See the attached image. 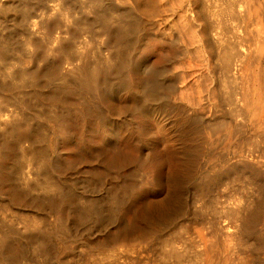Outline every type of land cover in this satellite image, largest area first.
Segmentation results:
<instances>
[{"label":"bare ground","instance_id":"bare-ground-1","mask_svg":"<svg viewBox=\"0 0 264 264\" xmlns=\"http://www.w3.org/2000/svg\"><path fill=\"white\" fill-rule=\"evenodd\" d=\"M45 1L46 0H0V26L3 29H0V264H67L61 260L63 258L61 256H63L65 252H68V256L77 255L78 246H83L84 251L87 252V255L81 253L79 258L77 257L78 260L76 258L77 261L73 260L72 264H96L97 260L95 259V255L90 253L91 250L97 252L96 239L93 237V234L96 232V216L97 219H106L107 215L102 208L104 205L101 207L100 202L102 201L96 199V194L91 193V191L88 189H85L84 186L86 185L87 181L85 180V177H74L75 173L82 171L80 168V163L82 161L81 150L84 149L83 143L85 138V134L77 132L76 120L80 119L85 122L84 124H88L89 122L93 124H96V122L104 124V122H106L111 126V131L114 133H116L119 128H123L127 132H125L127 136L133 138L135 142H138V138L134 131V120L132 117L134 113L136 114L138 112L140 114H148V116L150 115L151 118H158L164 122L163 124L168 126V130L170 129V135L176 143L174 146L171 144L173 147L170 145L172 147L170 148L172 153H169L175 158H177V154L179 152L182 153L181 157L184 156L182 160H179V158L178 162L176 161L175 163H177L178 168H176L178 171L182 172V175H184L180 176L179 174V176L177 175L178 177H175L174 175V177L169 178V181L171 182V189H169L170 193L167 191V194H169L166 196L167 194L165 195L164 192L163 194L166 198H164L162 201L160 199L159 203L156 201L158 205L161 203L158 208L160 211L161 209L163 210L161 213L158 209L156 210H158L159 213H156L154 210L155 207H153L155 204H150L148 202V211L146 212H148L147 216H149L153 222L156 217L157 219L167 217L164 215V212L166 213L170 208L173 209L172 204L176 202L182 195L181 190L184 189L183 186L187 185L186 183L189 181V178H194L198 170L201 168L202 165L198 163V161H200L199 158L202 160L200 153H202L201 150L203 148L201 149L199 141L201 140V137L198 136L188 139L185 144L179 143L181 136L190 138V134H193V132L190 131V124L188 123L189 113L187 114V107H185L186 105L181 106L183 104L182 103L180 106L177 104V106H175V102L173 100L172 102H174V104L172 105V102L170 101L171 99L169 98L172 96L170 95V92H173L172 89L176 86L172 85L173 83H170V79H168L167 76H173V67L176 66L174 62L178 60L180 54L179 46H181L178 45V40L180 38H171L172 35L166 42L168 45H170L169 47L172 46L173 50H170L173 52L168 56L162 55L163 57H166L164 59H166L167 65L164 67L160 66V64L155 67L147 66L149 69L144 68L145 70L143 71L146 73H144L145 75L154 77L149 79L140 78V76L138 78L140 79V82L138 81L140 83V90L136 92L135 90L132 91L131 89L129 94V96L132 98V102L130 101L131 103H129L128 100H122L124 103L122 104L121 102L122 106H119L121 107L120 109L118 107L119 111L115 110L116 112L110 114V117L107 114H104L102 106L108 102L106 94L116 97L124 88H126L125 75L127 73V68L133 63V59L136 56L135 54L137 50L140 48H145V46L150 43H148L147 39H149L151 30H154L153 28L155 25L151 23V21H153V19H151L152 17L150 18V22L143 19L145 16L141 18L140 13L142 12L140 11L142 8H144L142 7L143 5L151 4L153 0H129L131 5L129 4L130 6L128 5L129 7L127 8H123L122 6V8L120 7L121 9H119V7L117 8V5L115 6L113 3L117 0L113 2L112 0H47L54 2H46L47 4L44 3ZM124 1L129 3L127 0ZM191 1L195 2L194 0H188V3L186 2L187 5L191 4ZM218 1L219 0H217V2ZM154 4L157 5L156 2L153 3V5ZM215 5L217 7L216 2ZM184 6L186 7L185 3ZM200 7L202 6L200 5ZM200 7L198 6V8ZM184 8L181 11H183ZM195 8L196 7H194V9ZM206 8L205 11L202 10V12L200 11L201 13H198L200 18L203 12L207 15L206 10H210ZM224 8L226 10L223 12L226 13L227 17L229 14L231 15L229 16L231 18L228 20L236 19L237 22L239 21L238 25L236 20L234 21L236 22V24H234L237 25V31L239 30V35L237 34L238 32H235V34H237L235 41H229L227 38L228 36L226 37L225 31L223 29H218L220 28V25L217 24L219 23L217 20L220 19L216 20L217 23L213 20L210 25V20H208V25H204L206 30L203 28V23L207 22L206 20L205 22L201 23L203 27L201 24L198 26L203 28H201L202 31L204 30L202 34L200 33V38H202V44H204L206 48H204V46L202 47L204 49H207V47L209 48L207 49L208 56H210L208 68L211 71L219 70L223 76H235V78H242V76H245L244 80L247 76L248 80L246 79L247 82L245 84L242 83L243 79L241 81L239 80L243 87L239 85L237 86L235 84L237 86L236 88V86L232 84V88H234L236 94V106L233 102V97L235 95L233 97L231 95L233 98L231 103L233 102V106L236 107V112H239V114L242 116L241 121L243 124L241 123V125L237 123L238 125L236 124V126L234 125V122L232 124H230V122H225L226 124L219 127V122L217 121V126H214L216 125L214 124V128L210 129L212 131L214 130L215 132H218L221 136L224 135L223 137H225V140L227 141V146L229 142L231 143V139L233 137H237L239 139L237 144L239 141L242 144H239V149H236L237 151L231 150L233 151L231 155L235 154V156H237V152L241 159L246 161V163H243L244 166L242 165V168H244V170L249 174V178L252 180V182H257L259 181V175L262 172L259 173V169H254L253 165H250L253 161H251L249 164L248 160H254L255 162L257 160L262 162L264 165V144H261L262 142H258L257 144L260 143L261 145H255L257 141L254 144V139H250L251 136L249 135L250 132L248 133V131L251 128L250 125H252L254 129L258 124L264 125V0H228L227 6L225 5ZM190 9H193V7ZM212 9L215 10V7H212ZM197 10L194 14V17L192 16L193 19H195L194 21L197 20L196 17H199L197 16L199 9ZM220 10L222 11V9ZM144 14L146 13L144 12ZM161 14L162 13H160V15ZM211 16L213 15L211 14ZM211 16L207 18H210ZM213 17H215V14ZM223 19L225 18L223 17ZM161 20L163 21V19ZM222 20L220 22H222ZM226 20L227 19H225V21ZM256 24H258V26ZM161 26V29H163V26L165 25ZM228 27H233L232 31L235 30L234 26L229 25ZM156 28L160 29L158 26H156ZM160 31L161 30H159L156 34L159 36L160 42L162 41L164 43V39H160L163 37ZM82 34H85L84 38ZM166 34L167 33H165V35ZM231 34L232 33H230V35ZM18 35L23 36L21 43H18L15 39ZM100 35H105L108 39L109 44L105 45V47L96 46V37ZM176 36H178V34ZM88 38H90V40L93 42L91 49H88L85 45V43L88 41ZM153 38L152 40H154ZM165 38H167V36ZM155 43H157V41H155ZM218 45H220L218 48V61L220 60L219 65L218 63L216 64L217 60L213 59L215 54L217 57V49L215 46ZM158 47L160 48V46ZM153 54L157 55V52ZM154 59L158 58L154 57ZM174 73H176V71ZM176 75L178 74L176 73ZM221 78L223 79V77ZM228 78L230 79V77ZM216 79L218 78H215L214 81H216ZM227 79H225V81H227ZM236 80L238 83V79ZM220 83H222V81ZM229 86L230 85H228V88ZM222 87L224 86L222 85ZM225 88L228 89L227 87ZM230 88L228 89L229 91ZM232 88L231 94L233 93ZM216 91L214 93H216ZM118 97L119 96H117V98ZM227 99H230V97H227ZM220 100L221 99L218 101ZM116 103L118 104L120 102L116 101ZM219 103L220 102H216L218 105ZM226 103L228 102L226 101ZM96 106L98 107L96 108ZM233 106L231 109H234ZM228 109H230V107ZM173 110L178 112L177 118H174L176 116L172 117L171 113ZM234 114L237 116L236 113ZM224 118L225 117L222 119ZM248 123L251 124L248 126ZM263 128L258 129L264 131ZM200 129L198 128L201 134ZM204 130L203 132L206 131ZM251 131H253V129H251ZM110 133L111 132H109V134ZM114 133L112 135H114ZM194 133H196V131ZM193 135L195 136V134ZM262 135L263 134L261 133V136ZM125 137L126 135L124 138ZM67 140H71L73 144L67 145ZM109 141L111 146H115L113 139L110 138ZM202 141H204V137ZM224 145L226 146V144ZM138 147L140 152H142L143 144L141 143ZM233 148L235 149V147ZM86 151H88L92 158L95 159L97 154L100 162L103 165L106 164L102 154L103 151L100 148L96 149V145H94L92 149L86 148ZM211 151H213V149ZM229 151L230 149L228 152ZM67 152L71 153L72 160L65 157ZM214 153L215 152H213V154ZM225 160L227 159H224V161ZM137 161V157L125 159V163L128 167H130L133 163H137ZM260 162L259 164H261ZM92 165L93 166L89 169L92 171L91 181L96 182V166L94 164ZM106 165L105 167L107 169L109 168L108 171L110 169H114L112 166L107 167ZM256 165H258V162ZM259 167L261 169L263 166L260 165ZM242 168L240 167L241 170H239L242 171ZM97 176L99 177V174ZM197 176L202 175L201 173H198ZM196 183L197 182L195 181V183H192V185ZM212 183L215 182L212 181ZM163 185H165V183ZM192 185L191 187H198V185ZM255 185L258 186L257 184ZM123 186H125L123 185V182L117 183L115 186H113V192L115 193ZM256 186L253 187L256 188ZM111 188L112 187H109V189ZM261 188L262 187H260L259 190L262 191ZM200 190L197 191L202 192ZM205 190L208 191L207 187ZM205 193H203V195ZM256 196L258 195L256 194ZM262 198L264 197H261V199ZM64 199H69L68 202L65 203L67 205L69 219L68 221L57 223L56 221H53L52 218H55V212L61 203L64 202ZM220 199L221 198L219 197V200ZM232 199L233 197L231 198V201ZM246 199L249 201L248 197H246ZM209 200L211 201V199ZM177 203H175V205H177ZM237 203L241 204L240 201ZM255 203L256 202H254V205L250 204V206L253 205V207H255ZM108 204L109 203H107V205ZM225 205H227V203H225ZM243 205L245 204H242L241 206L243 207ZM108 206L112 207L113 205ZM245 206L247 207L248 205ZM176 209L175 211H178V209ZM225 209H223V211ZM238 209L241 210V208ZM240 210H236L237 218H234L235 221L240 222L239 224H235L238 227L241 226V236L237 237L240 241V244L245 245L246 241H248L254 235L257 236V239L255 238L256 240H258V237H260V240L261 238H264V235L262 234L264 232L263 230L262 232L260 229V232L251 231V227L256 222L257 217L260 218V216H258V210H255V208L252 211L246 210V215H239L241 211H243V208L241 211ZM218 211L219 212L217 214L220 213V209ZM236 211H234V214ZM226 212L227 211H225V213ZM169 215H171L170 212ZM261 215L262 217L264 216V214ZM218 218L220 219L221 217ZM214 219H216V217ZM91 220L95 221V225L90 224ZM153 222H150V224H155ZM214 224L215 222L213 225ZM227 225L226 227L228 228ZM214 226H216V224ZM218 226H220V224ZM258 226L261 227L260 225ZM226 227H224L225 230ZM236 227H232V229H234V231L240 229V227H237L238 229H236ZM216 228L218 230L217 226ZM254 228L257 229L258 227L255 226ZM118 231L119 230H117V232ZM227 231H231V229ZM146 232L151 233L152 231L150 232L147 230ZM223 232L224 231H222V233ZM236 232L235 234H237ZM213 233H215L214 230ZM226 233L227 232L225 231L224 234ZM84 235H88V242L84 241L79 243L80 237L82 238ZM229 236L232 237V234H229L228 236L226 235L228 238ZM115 237L116 236L110 235V238L108 237L109 239L106 238L105 240H111L114 242L116 241ZM213 240L214 242L210 240L208 242L209 244L197 254L200 264H235L236 260L241 261V263L253 261L251 258V253L249 252L244 251L243 253L239 252L228 254L227 252L223 253V251L217 250L218 237H215ZM76 241H78V243H76ZM102 246L103 245H99L97 247L99 250L102 249V252H104V246ZM176 250H170L168 253H166V257L168 258L169 256H173L176 258V260H178V264H181L182 252ZM254 253L256 254L255 251ZM257 259L256 261L258 262L259 259ZM261 259H263V257ZM97 264H102V262ZM160 264H164L163 260L160 262Z\"/></svg>","mask_w":264,"mask_h":264},{"label":"rangeland","instance_id":"rangeland-1","mask_svg":"<svg viewBox=\"0 0 264 264\" xmlns=\"http://www.w3.org/2000/svg\"><path fill=\"white\" fill-rule=\"evenodd\" d=\"M113 1H116V0H112V2ZM117 1L113 2V3L115 6L117 5L116 7L117 8L119 7V9H121L122 6H123V8L124 7L127 8L131 5L129 0H127V1H129V3L128 2L126 3V1H124V0H117ZM185 1L186 0H153V2L151 4L142 6L144 8H142L140 11V12H142V13H140V17L143 18L145 16L143 19L145 21H149V22L151 21V19H153V21H151V23H153L155 25V27L153 28L154 30H151L150 36L152 38L154 37L153 38L154 40H152V38L149 36V39L151 41L149 39H147V41H148V43L149 42L150 43L147 46H145V48H140L139 50H137V52L135 54L136 56L134 55L135 57L133 59V63H132L133 65L131 64L132 66L130 65L126 70V72H127L125 75V78H126L125 87L126 88H124L120 92L121 95L120 94L117 95V96H119L118 98H117V96L113 97V96L106 94L108 102L104 105L102 104L103 105L102 108L104 110V114H107L110 117V114H112L116 111H119L118 107L122 106L121 102L123 104L124 103L123 101L128 100V102L131 103L132 98L129 96L131 89H132V91L135 90L136 92H138L140 90V83H139L140 79H138V78L140 76H141L140 78H149V79H152L154 77V76L145 75L146 73L143 70L149 69L148 67L158 66L160 64H161L160 66L165 67L167 65V61H166V59H164L166 57H163V56L164 55L168 56L173 52L172 46L169 47L170 45H168L166 41H168L170 39L171 35H172L171 38H173V37H175L177 39L180 38L178 40L179 41L178 45H181V46H179V53H180L179 57H180V59L178 57V60H176L174 62V64H176V66H175L176 68L173 67V76H170V77L167 76V78L170 79V83L171 84L173 83L172 85L176 86L175 88H173L174 90L172 89L173 92H170L171 93L170 95L173 96V99H172V96H170L169 98L171 99L170 100L171 102H172V100L175 102V106H177V105L180 106L183 103L181 106L186 105L185 107H187L186 111H187V114L189 113L188 114L189 115L188 123L190 124V131L193 132V134H195V136L193 134H190V138H186V136H183L184 139L181 136L179 143L185 144L188 139L200 136L201 140H199V141H200L201 149L202 148L203 149L201 150L202 153H200L202 160L199 158L200 161H198V163H200L202 166L198 170V172L194 176V178H192V179L189 178V181L186 183L187 185L183 186L184 189L181 190L182 195L180 196V198L176 202H174L172 204L173 209L170 208V209H168V211L166 213L164 212V215L167 217L161 218V219H157V217H156L154 219V222H153L152 219L149 216H147L148 215L147 214L148 212H146V211H148V207H147L148 205L147 204H149V203L155 204V205H153V207H155V209L154 208L153 209L156 211V213H159L160 210L158 208H159L161 203L159 205L157 203L160 202V199L162 201L164 198H166L164 196L167 194V191H169V189H171V182L169 181L170 180L169 178L174 177V175H175V177H178L179 174H180V176L184 175V174L182 175V172L178 171L177 163H175L176 161L178 162L179 158H180L179 160H182V158L184 157V156L181 157L182 153L179 152L177 154L178 155L177 158H175L172 154L169 153V152H171L170 148H172L174 145H176V143H175V140L170 135V132H169L170 129L168 130V126L163 124L164 122H162L158 118H156V119L151 118L150 115L148 116V114L147 115L146 114H140L138 112L136 114L134 113V115L132 116L133 120H134V129H135L134 131H135V135L138 138V142H135V140L133 138H131L130 136H127V134H126L127 132L123 128H121V129L119 128L117 130V132H116L117 134H116V133L111 131V126L106 122H104V124H100L98 122H96V124L95 123L93 124L91 122H89L88 124H84L85 122H83L80 119H77L76 120L77 132H79L81 134L82 133L85 134L84 143H83L85 150L84 149L81 150L82 161L80 163V168L82 169V171L75 173L74 177L75 178L85 177V180H87L86 185L84 186L85 189H88L91 191V193L96 194V199H98L99 201L100 200L102 201V202H100L101 207L104 205L102 208L104 209L103 211L106 212V215L108 218V219L107 218L106 219H103V218L97 219V216H96V232L93 234V237L96 239V243H97L96 249H97L98 253L95 252L94 250L90 251L91 254L95 255V259L97 260L96 264L99 262H102V264H116V263L117 264H160V262L162 260H163L164 264H178V260H176L175 257H173V256H169L168 258L166 257V253H168L170 250H176V249H177L176 251L179 250L182 252L181 264H200L199 257L197 254L200 251H202V249H204V247L206 245L209 244L208 242L210 240H212L214 242L213 239L215 237H218L217 250L223 251V253L227 252L228 254L239 253V252L243 253L244 251L249 252V253H251L252 260L255 262L254 263L253 261H249L250 263L249 262H247V263L242 262L241 263V261L236 260L235 264H248V263L249 264H258V263L261 264V262H262V264L264 263V260H263L264 259V238H261V240H263V241L260 240V237H258V240H256L257 236L254 235V236H252L253 238L251 237L248 241H246L247 244L245 243V245H246L245 246L244 244H240V241L237 238L238 236H241V232H242L241 226H239L240 227L239 230H236L237 232L234 231V229H232V227L235 228L237 226L235 223H238V224L240 223L239 221H235V219L237 218L236 213L238 210H240L238 208H241V210L243 208V211H245V212H243L240 210L241 213L239 215H246V213H247L246 210L252 211L255 208V210L256 209L258 210V216H260V218L257 217L256 222L257 221L258 222L257 223L255 222V223L256 224L259 223L258 225H260L261 227H259L258 225H256L254 223L252 227L254 228L256 226L258 228L253 229L251 227V231L252 232L253 231L260 232V230H261V232H262V230L264 231V227H263L264 216L262 217V215H261V214H264L263 213L264 212V209H263L264 208V204H263L264 198L261 199V197H264V195H263V193H264V187H263L264 186V181H263V179H264V175H263L264 174V168H263L264 165L262 164V162L257 161V160H256V162L254 160H248L249 164L251 161H253V162H251L250 165H253L254 169L257 168V170L259 169L258 170L259 173L262 172L259 175L260 183H259V181H257V182L253 181L252 182V180L249 178V174L244 170V168H242L244 166L243 163H246V161L242 160L237 152H236L237 156H235V154L231 155V153H233L234 150L237 151L236 149H239V144L241 143L239 141V143L237 144V141L239 139L237 137H233L231 139V143L229 142L228 146H227V141L225 140V137H223L224 135L221 136L218 132H215L214 130L212 131L210 129V128H214V126H217L218 122L220 124V125L218 124L219 127H221V125L226 124L225 122H227V123L230 122V124H232L234 122V125H236L237 123L243 124V122L241 121L242 116L239 114V112H236V109H235L236 108L235 107L236 106V103H235L236 102L235 101L236 94H235L234 88H232V87L235 84L237 86L239 85V86L243 87V85H241L240 81L242 79L244 80L245 76H242V78L239 76L241 79L235 78V76L234 77L233 76H223L219 70H216V71L212 70L213 71V74H212V71L208 68L210 56H208L207 49H209V48L207 47V49H204L206 47L204 46V44H202L203 41H202V38H200L201 34L204 32V30L202 31V29L206 28L204 25H206L208 23V20H210L209 21V25H210V23L213 20H214V22H216L217 19H220V20H217V22H219V23L216 22L217 24L220 25V26L218 25L220 27L218 29H220V30L223 29L225 31L226 37L228 36L227 38L229 41H231V42H232V40L235 41L236 35L237 34L239 35V30L237 31V28H236V26L239 24V21L237 22L236 19L228 20L231 18V17H229L231 15L229 14V16H228L229 18H228L226 13L223 12L226 10L225 9L226 7L224 8V6L225 5L227 6L228 0H223V1L219 0L218 2H217V0H200V2H199V0L198 1L194 0L195 2L191 1L192 3L189 5H187L188 0L186 1L187 3ZM46 2L47 3H49V2L54 3L52 1H47V0L44 3L47 4ZM155 2L157 5H155V4L153 5V3H155ZM215 2L217 3V7L215 5ZM221 2H223V3H221ZM224 2H225V4H224ZM184 3L186 4V7L184 6ZM218 3H220V4H218ZM181 4H182V6H181ZM200 5L202 7H200ZM218 5H219V8H218ZM198 6L200 8H198ZM211 6L213 8L215 7V10H213ZM221 6H222V8H221ZM192 7H193V9H194V7H196L195 8L196 10L199 9V12H197V16H199L198 13H201L202 10L205 11L206 7H208L206 9H210V7H211V9L206 10L207 15H206V13L204 14V12H203L201 18H200V16L196 17L197 20L194 21L195 19H193V17H194V14L196 13V10L194 9L195 10V12H194L193 9H190ZM148 8H150V9H148ZM183 8H184V10L181 11ZM216 8H217V10H216ZM161 9H162V11H161ZM218 9H219V11H218ZM220 9H222V11ZM147 10H148V12H147ZM192 10H193V12H192ZM143 11L146 14H144ZM217 11L219 12V14ZM160 13H162V14L160 15ZM213 13L215 14V17L219 16L220 18L219 17L218 18L213 17L214 16ZM216 13L218 14V16ZM185 14H187V15H185ZM211 14L213 16H211ZM220 14L221 15L223 14L222 19L224 17L227 20L226 21H225V19L222 20ZM208 15L211 16L210 17L211 19L207 18V17H209ZM161 16H163V17H161ZM164 17L167 19H165ZM182 17H183V19H182ZM188 18H189V20H188ZM161 19H163V21ZM190 19H191V21H190ZM192 19H193V21H192ZM205 20L207 22H205ZM221 20H222V22H220ZM235 20L237 22V25H235L236 24V22H234ZM229 21H231V22H229ZM202 22H205V23H203L204 27L201 24ZM200 24L203 28L199 27ZM222 24H224V25H222ZM227 24H228V26L229 25L234 26V29L236 31L235 30L232 31L233 27L230 28L227 26ZM161 25L166 26V27L163 26L164 31H163V29H161L162 28ZM168 25H169V27H168ZM256 25L258 26V24H256ZM156 26L160 27V29L156 28ZM226 28L229 32L226 30ZM0 29L3 30L1 28V26H0ZM159 30H161L160 32L163 35V37L160 39L161 40L164 39L163 40L164 43L162 41H161L162 43L160 42L159 36L156 34ZM170 32H172V33H170ZM227 32H228V34H227ZM235 32L236 33L238 32V33L235 34ZM165 33H167V34L165 35ZM168 33H169V35H168ZM230 33H232V34L230 35ZM177 34H178V36H176ZM82 35L84 38L85 34H82ZM164 36L165 37L167 36V38H165ZM230 36H231V38H230ZM98 37H96V39H97L96 46L105 47V45L109 44L108 39L105 35H100ZM15 39L18 43H21L23 36L18 35ZM155 41H157V43H155ZM85 45L88 49H91L93 46L92 40H90V38H88V41L85 43ZM158 46H160V48ZM202 46H204V48ZM219 46L220 45L215 46L217 49V57L218 58L216 57V54H215V56H213L214 57L213 59L217 60L216 64L218 63V65L220 63L219 62L220 60L218 61V59H219V54H218L219 53L218 52ZM147 47L150 49H148ZM157 48H158V50H157ZM170 49H172V50H170ZM155 52H157V55L153 54ZM158 53H159V55H158ZM165 53H167V54H165ZM147 55H148V58H147ZM152 57H153V59H152ZM154 57L158 58V59H154ZM161 58H163V59H161ZM156 60H157V62L159 61L158 62L159 64L156 62ZM152 61L154 62V64L155 63L156 64L154 65ZM160 61H162V62H160ZM162 63H164V64H162ZM174 64H173V66H174ZM135 65L136 66L140 65V66L136 67ZM140 67H142V68H140ZM175 71L178 75H176V73H174ZM141 73H143V74H141ZM216 74H217V76H216ZM174 77H175V79H174ZM219 77H220V79H219ZM221 77H223V79ZM228 77H230V79ZM231 77H233L234 79ZM215 78H218V79H216V81H214ZM225 79H227L228 82L225 81ZM236 79H238L239 84L237 83ZM246 79H247V76H246ZM246 79L244 80V82L242 80V83L245 84L248 80V79L247 80ZM217 81H218V83H217ZM221 81H222V83H220ZM215 82H216V84H215ZM224 83L226 86L224 85ZM219 84H221V85H219ZM222 85L224 87H222ZM228 85H230L229 88L231 87L234 90V91L232 90V92H233L232 94H231V88H230V91L228 90L229 89ZM237 86H236V88H237ZM225 87H227L228 89H226ZM216 88H218V89H216ZM215 91H216V93H214ZM222 91H223V93H222ZM126 92H127V95H126ZM227 92H228V94H227ZM229 92H230V94H229ZM226 94H227V96H226ZM231 95H232V97L235 95L233 97L234 99L231 97ZM123 96H124V98H123ZM224 97H226V98H224ZM227 97L228 98L230 97V99H227ZM217 99L218 100L221 99V100L218 101ZM232 99H233V102L235 103V106H233L234 105L233 102L231 103ZM115 100L117 102H120V103L117 104ZM226 101L228 103H226ZM174 102H172V105L174 104ZM216 102L217 103L220 102L219 103L220 106L218 104H216ZM76 103H78V102H76ZM232 106L234 107V109L233 108L231 109ZM97 107L98 106H96V108ZM229 107H230V109H228ZM120 108L121 107H119V109ZM175 110H173L171 114H172V117L176 116L174 118H177L178 112L177 111L175 112ZM228 110H230L231 112ZM233 110H235V111H233ZM227 111H228L229 117L227 115ZM234 113H236L237 116H235ZM223 117H225V118L222 119ZM234 117H235V119H234ZM152 119H154V120H152ZM239 120H240V122H239ZM214 124H216V125H214ZM250 124L251 123H248V126ZM100 125H103V126H100ZM257 126L254 129L253 126L250 125L251 128L248 131V133L250 132L249 133V135L251 136L250 139H252V140L254 139L253 140L254 144L257 141L255 145H261V144H264V139H263L264 138V136H263L264 131L259 130V129L260 128L262 129L264 127V125L258 124ZM194 127H195V129H194ZM197 127L199 129L201 128L200 129L201 134H200ZM251 129H253L254 132L251 131ZM256 129H257V131H256ZM203 130L205 132H203ZM195 131H196L197 135H196V133H194ZM109 132H111V133L109 134ZM113 133H114V135H112ZM198 133H199V135H198ZM202 133L205 135H203ZM252 133H254L255 135ZM261 133L263 134L262 136H261ZM124 134L126 135L125 138H124V136H125ZM257 135H258V137H257ZM203 137H204V141H202ZM110 138L113 139L115 146H111V143L109 141ZM170 138L172 139V141ZM223 138H224V140H223ZM234 138H235V140H234ZM204 142L209 148L204 144ZM258 142H260V143L262 142V143L257 144ZM66 143H67V145L73 144V142L71 140H67ZM141 143L143 144L142 152H140V149L138 147ZM251 143H253V142H251ZM224 144H226L227 147ZM94 145H96V149L100 148L103 151L102 154H103L104 162L108 165H106L105 163L104 164L107 167L112 166L114 169H110L108 171L109 168L107 169L105 167V165H103L100 162V160L97 157V154H96V159H95V158H92V156L90 155V153L88 151H86V148L92 149L94 147ZM233 147H235V149ZM227 148L230 149L229 152H228L229 149H227ZM212 149H213V151H211ZM231 150H233V151H231ZM213 152H215V153L213 154ZM223 154H225V155H223ZM200 156H198V157H200ZM206 156H207V158H206ZM223 156H224V158H223ZM231 156H232V158H231ZM65 157L67 159L72 160V155L69 152H67L65 154ZM133 157H135V158L137 157L138 161H137V163H133V164H131L130 167H128L127 164L125 163V159H127V158L132 159ZM219 157H220V159L222 158L221 161H220ZM224 159H227V160L224 161ZM233 161L235 162V164ZM257 162H258V165H256ZM259 162L261 164H259ZM92 164H94L96 166V178H97L96 182L91 181V172L92 171H90L89 169L93 166ZM230 164H233L234 167H233V165H230ZM260 165L263 166V167H261V169L259 167ZM225 166H227V167H225ZM238 166H240L242 168V171H240L241 169ZM232 168H234V169H232ZM260 170H262V171H260ZM176 172H177V174H176ZM171 173H173V174H171ZM198 173L199 174L201 173L202 176H197ZM98 174H99V177L97 176ZM237 174L239 175V177ZM167 175L171 176V177H168ZM196 178L199 180H197ZM200 178H201V180H200ZM127 180H128V182H127ZM204 180H206V181H204ZM248 180H250V181H248ZM195 181L197 183L192 185V183H195ZM212 181L215 183H212ZM116 182L117 183L123 182V185H125V186H123L121 189L119 188V190H117L114 193L113 192L114 191L113 186H115L117 184ZM210 182H211V184H210ZM164 183H165V185L166 184L167 185L166 186L163 185ZM204 183L205 184L207 183V184L205 185ZM169 184H170V186H169ZM188 184H189V187H188ZM247 184H248V186H247ZM255 184H257L258 186H256ZM127 185H128V187H127ZM191 185L192 186L198 185V187L194 188V187H191ZM251 186L252 187L256 186L257 189L255 187L252 188ZM109 187H112L111 188L112 190L109 189ZM206 187H207L208 191L205 190ZM258 187L259 188L262 187L261 188L262 191L259 190ZM162 189H164V190H162ZM196 189L197 190L201 189L200 191H202L203 193H205V191H206V193L203 195L202 192H199ZM195 191H197V192H195ZM158 193H160V194H158ZM169 193H170V191H169ZM109 194H111V195H109ZM168 194L166 196H168ZM256 194L258 196H256ZM106 196H108V197H106ZM199 196H201V197H199ZM218 196L221 198L220 200H219ZM259 196H261V197H259ZM212 197H214L215 199ZM232 197H233V199L231 201ZM246 197L249 198V201L246 199ZM100 198H102V199H100ZM238 198H239V200H238ZM209 199H211L212 202ZM68 200L69 199H64V202L61 203L59 208L56 210L55 215H54L55 218H52L53 221H56L57 223L68 221L69 214H68V210H67V205L65 204L66 202H68ZM222 200H223V202H222ZM234 200H235L236 204L234 203ZM250 200H252V201H250ZM156 201H157V203H156ZM238 201H240L241 204L240 203L238 204L237 203ZM228 202L230 203L231 206L229 205ZM232 202H233V205H232ZM248 202H249V204H248ZM254 202L258 203V204L255 203V207H253ZM261 202H262V205H261ZM107 203H109L108 205H111V206L113 205V206L110 207L107 205ZM175 203H177V205H175ZM225 203H227L228 206L225 205ZM114 204L115 205L117 204V205L115 206ZM216 204H217V207H216ZM234 204L235 205L238 204L237 205L238 207L235 206ZM242 204H245L248 206L246 207L245 205H243V207H242L241 206ZM250 204H253V205L250 206ZM259 204H260V208H259ZM178 207H179V209H178ZM225 207H226V209H225ZM176 208L178 209V211H175ZM156 209H158L159 211ZM219 209H220V213L217 214L219 212L218 211ZM223 209H225V210L223 211ZM234 209H236L237 211ZM229 210H231V211H229ZM162 211L163 210L161 209L160 213ZM173 211H175V212H173ZM225 211H227V212L225 213ZM234 211H236L235 212L236 215L234 214ZM169 212L171 215H169ZM215 214H217V215H215ZM217 216L221 217V218L219 219ZM215 217H216V219H214ZM259 220L261 223L259 222ZM211 221H213V222H211ZM150 222H153L155 224H150ZM214 222H215L216 226L218 227V230H217L216 226H214L215 224L213 225ZM262 222H263V224H262ZM233 223L235 224V226ZM90 224L95 225V221L91 220ZM219 224H220V226H218ZM104 225H105V227H104ZM226 225L228 226V228L226 227ZM231 225H232V227H231ZM98 226H100V227H98ZM222 226H223V228H222ZM119 227H120V229H119ZM186 227H187V229H186ZM224 227H226V230L224 229ZM237 227H236V229L239 228V227L238 228ZM220 228H222V229H220ZM229 228L231 229V231H227V230H230ZM212 229L214 230L215 233H213ZM117 230H119L118 231L119 233L117 232ZM123 230H125V231H123ZM145 230L146 231L149 230L150 232L151 231L152 232L147 233ZM217 231H218V233H217ZM222 231H224V232L222 233ZM225 231L227 232L226 234H224ZM235 232L237 234H235ZM217 234H220V235H217ZM229 234H232V237L231 236H229V238L226 237V235L228 236ZM262 234L264 235V232ZM110 235L116 236L115 237L116 241L113 242L111 240H105L108 237L110 238ZM87 237H88V235H84L82 238L80 237V241L78 240L79 243L84 242V241L88 242L89 239ZM78 241H76V243H78ZM99 245L104 246V247L102 246L104 249L103 250L104 252H102V249H100L101 251L98 249L97 246H99ZM173 248H175V249H173ZM77 249H78L77 255L68 256V252H65L64 255L61 256L63 258L62 259L60 258V259L63 260L64 263L68 264V262H69V264L70 263L72 264V261L73 260L75 261L77 257L79 258L81 253L87 255V252L84 251L83 246H78ZM105 251H106V253H105ZM254 251L256 252V254L254 253ZM260 252H261V254H260ZM256 257L259 259L260 262L256 261V259H257ZM260 257L261 258L263 257V259H261ZM78 258H77V260H78ZM99 259H100V261H99ZM115 261H116V263H115ZM237 262H239V263H237ZM222 264H224V263H222Z\"/></svg>","mask_w":264,"mask_h":264}]
</instances>
